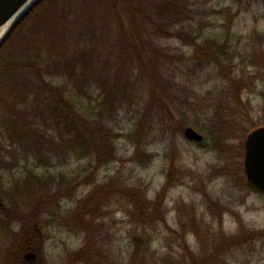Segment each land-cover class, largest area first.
<instances>
[{
	"label": "trees",
	"instance_id": "1",
	"mask_svg": "<svg viewBox=\"0 0 264 264\" xmlns=\"http://www.w3.org/2000/svg\"><path fill=\"white\" fill-rule=\"evenodd\" d=\"M198 6L199 0H40L13 28L0 46V181H8L0 183V193L11 203L9 215L0 218V240L8 243V259L15 246L29 245L35 237L28 232L32 218L41 228L45 214L51 222L62 220L86 234L85 246L70 256L71 263L212 264L218 252L226 253L215 248L200 259L190 251L188 234L201 241L219 234L204 229L192 209L180 219V228L169 225L165 199L174 187L172 171L153 200L141 187H125V177L117 173L109 178L116 200L106 199L111 187L97 186L77 199L67 217L53 209L57 199H73L78 186L91 184L83 181H96L99 169L119 160L121 137L135 147L134 163L151 164L154 155L147 146L158 130L184 135L187 127L199 128L204 135L200 145L224 160L217 174L245 186L239 181L244 178L245 141L263 125L246 126L250 101H244L243 93L251 85L244 80L247 65H235L231 10L216 11L227 20L222 36L206 37V19L215 11ZM167 41L190 51L174 49ZM262 51L253 60L259 78L264 77ZM210 70L216 87L199 95L193 79ZM124 122L127 134L121 133L127 128ZM175 149L173 141L172 153ZM73 160L94 162L92 173L58 170ZM1 172L9 173V179ZM18 185L31 191L30 205L20 199ZM201 190L209 212L222 215L220 200ZM107 206L127 218L132 246L126 253L103 235L109 214L100 211ZM16 223L21 232L15 231ZM241 241L230 238L229 246L242 248ZM158 242L162 244L154 249Z\"/></svg>",
	"mask_w": 264,
	"mask_h": 264
},
{
	"label": "rangeland",
	"instance_id": "2",
	"mask_svg": "<svg viewBox=\"0 0 264 264\" xmlns=\"http://www.w3.org/2000/svg\"><path fill=\"white\" fill-rule=\"evenodd\" d=\"M207 2L199 0V6L205 5L212 13L213 11L215 13L206 19L210 23L205 30L206 37L219 38L222 36L227 26V20L216 14V11L224 8L231 10L233 39L230 41V45L238 51L235 65H247V75H244V80L245 84L248 83L252 88V90L251 88L244 90L243 93L244 101H250L246 126L251 128L254 124L264 125V77L259 78V74L256 73L257 68L253 66L254 56L257 55L258 50H264V40L260 36H264V0H242L241 2L237 0H209ZM164 44L182 52L189 53L190 51L178 41H167ZM11 58L13 57L7 60ZM193 80V89L199 95L204 96L210 91H214L216 87L215 74L211 70L202 78ZM203 96L201 97L204 98ZM122 125L127 128L121 133L127 134L129 124L124 122ZM201 126H204L203 120L199 127L201 128ZM193 128L201 133L199 128ZM173 141L176 149L172 153ZM117 146L119 160L99 169L96 181H83L91 184L78 186L73 191V199L64 196L57 199L53 208L56 212L63 214L62 217H67V214L76 208L77 199L88 195L97 186L108 185L107 187H111L109 188L110 196L106 199L107 201L116 200V194H111L112 188L116 186L115 183L113 185V181H109V178L117 173H121L125 177V187H141L147 192L149 199L153 200L167 183V177L172 171V174H175L174 187L171 188L165 199L169 225L174 229L180 228L178 225L180 219L190 213L192 209L203 223L204 229L211 228L212 231L219 233L218 238L211 235L204 241L193 234H188L186 240L190 251L197 258L204 259L207 255L214 254L216 249L226 250V253L223 254L218 252V259L216 262H211L212 264H264V196L250 192L242 185L239 186L236 183L238 180L232 176L217 174V169L225 165L219 152L208 150L200 144L187 140L177 130L167 133L158 130L154 142L147 146V152L154 155L152 163L147 166L134 163L135 147L126 137L119 138ZM94 165V162L89 160H73L69 165L58 167V170L64 172L82 170L85 176L92 173L90 169L91 166L93 169ZM1 174L5 180L9 179V175H7L9 173L1 172ZM7 182L0 181L3 185ZM11 184L14 186V183L11 182ZM199 189L205 190L212 198L220 200L223 210H225L221 224L214 221L215 224L210 226L209 210ZM17 190L21 192L20 199L25 205H30V198H33L31 191L21 188L19 185ZM20 199H18L19 202ZM108 207H103L100 211L101 214H109V217L105 216L108 217L105 221L108 225V232L105 231L103 235L109 241L112 237L117 244L116 249L121 248L126 253L127 250H131L132 246V238L127 235L129 230L127 218L118 209L114 213L115 206ZM10 208V201L3 193H0V218L4 219L9 215ZM180 208H183L184 212L180 211ZM54 220L53 218V222H51L50 214L43 215L41 217L43 224L40 228L38 220L32 218L28 232H31L32 235L34 233L35 237L31 239L29 245L25 244L20 249H16L15 246V249L10 252L9 259L6 257L9 250L8 243H3L0 240V264H25L22 260L24 255L29 252L37 255V261H27L28 264H78L71 263L70 256L85 246L86 234L76 232L75 228H71V225L62 220ZM14 229L17 233L21 232L22 225L16 223ZM253 232H257L256 236L253 235ZM220 236L227 239L222 240ZM236 237H238V241L245 242L244 247L239 248L232 245L233 248H231L229 246L230 238L236 239ZM170 241L171 239L168 241L163 239V243ZM160 244L162 243H156L153 248L158 249ZM161 251L164 252V250ZM177 251L179 254L181 253L178 248Z\"/></svg>",
	"mask_w": 264,
	"mask_h": 264
},
{
	"label": "water",
	"instance_id": "3",
	"mask_svg": "<svg viewBox=\"0 0 264 264\" xmlns=\"http://www.w3.org/2000/svg\"><path fill=\"white\" fill-rule=\"evenodd\" d=\"M40 0H0V37L9 27L6 34L0 38V46L13 28L33 9ZM4 36V37H3ZM2 39V40H1ZM184 137L200 144L204 135L193 127L184 130ZM244 169L248 184L264 194V126L254 129L245 141ZM28 261L36 259L34 253L25 254Z\"/></svg>",
	"mask_w": 264,
	"mask_h": 264
},
{
	"label": "flooded vegetation",
	"instance_id": "4",
	"mask_svg": "<svg viewBox=\"0 0 264 264\" xmlns=\"http://www.w3.org/2000/svg\"><path fill=\"white\" fill-rule=\"evenodd\" d=\"M244 158H245V151H244ZM243 171H244V178L243 179H240L239 181H245V186H247L246 188H248V190H250V192H255V193H259V194H261L262 196H264V194L263 193H261V192H259L258 190H256L255 188H253L252 186H250L249 184H248V179H247V176H246V174H245V169H244V159H243ZM244 186V187H245ZM209 213V218H210V220H211V222H209V224H210V226H211V224H215L214 223V221L215 222H218L219 224H221L222 223V218H223V214L222 215H220V214H217V215H215V214H212L211 212H208ZM30 253V252H29ZM27 254V253H26ZM36 255V254H35ZM25 256V255H24ZM24 261H28V260H26L25 258H24ZM34 261H37V255H36V259L35 260H32V261H30V262H34Z\"/></svg>",
	"mask_w": 264,
	"mask_h": 264
},
{
	"label": "bare ground",
	"instance_id": "5",
	"mask_svg": "<svg viewBox=\"0 0 264 264\" xmlns=\"http://www.w3.org/2000/svg\"><path fill=\"white\" fill-rule=\"evenodd\" d=\"M9 30V27L7 28V29H5V31H3V34H1V37H2V35H4V34H6V32ZM0 37V38H1ZM4 37V36H3ZM2 40V39H1Z\"/></svg>",
	"mask_w": 264,
	"mask_h": 264
}]
</instances>
